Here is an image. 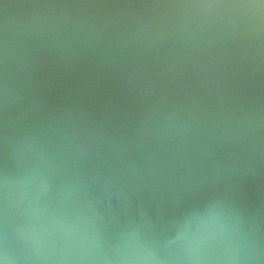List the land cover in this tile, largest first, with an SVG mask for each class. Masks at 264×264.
<instances>
[{"label": "water", "instance_id": "water-1", "mask_svg": "<svg viewBox=\"0 0 264 264\" xmlns=\"http://www.w3.org/2000/svg\"><path fill=\"white\" fill-rule=\"evenodd\" d=\"M0 261L264 264V0H0Z\"/></svg>", "mask_w": 264, "mask_h": 264}, {"label": "clouds", "instance_id": "clouds-1", "mask_svg": "<svg viewBox=\"0 0 264 264\" xmlns=\"http://www.w3.org/2000/svg\"><path fill=\"white\" fill-rule=\"evenodd\" d=\"M0 264H4V262L3 261H0Z\"/></svg>", "mask_w": 264, "mask_h": 264}]
</instances>
